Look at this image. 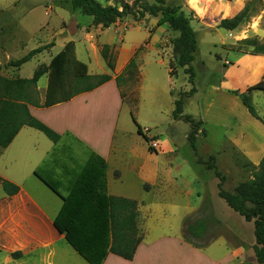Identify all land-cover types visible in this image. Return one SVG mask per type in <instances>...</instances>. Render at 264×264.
<instances>
[{
  "label": "crops",
  "instance_id": "1",
  "mask_svg": "<svg viewBox=\"0 0 264 264\" xmlns=\"http://www.w3.org/2000/svg\"><path fill=\"white\" fill-rule=\"evenodd\" d=\"M190 1L187 0L188 3ZM199 5L201 4H197V7ZM189 6L194 11V17L198 16L202 20L204 15L199 13L194 5L189 4ZM55 46L56 44H53L50 50ZM2 50L0 47V52ZM57 52H50L45 64ZM125 52L129 51L122 49L118 54L113 70H110L104 62V68L103 66L99 68V73H92L90 62L84 61L88 66L89 74L106 73L111 76L109 80L96 88L52 106H29L32 116L60 135L57 142H52L39 130L23 126L0 154V178L18 187L16 193L7 195L0 183L3 193L0 197V264H20L18 258L14 259L10 255L14 251L21 252L20 262L25 263L28 258L34 259L41 254L42 264H53L52 259L57 253V247L60 245L66 251L63 246L66 240L53 224L62 199L41 179L55 187L61 195H66L73 180L92 153L105 161L107 193L137 200L139 211L140 206L151 208L166 198L173 197L170 193L174 192L188 200L191 194L196 195L197 199L190 206L189 214L202 208L204 209L203 217L221 218L215 212L211 198L208 197L209 202H206L207 197L200 195L204 188H201L199 192L196 186L193 189L188 187L190 164L203 167L198 170L201 175L207 170L213 173L214 171L207 169L204 163L198 162V157L193 150L192 155L187 156L180 152L176 135L179 125L185 121L174 118L172 116L174 107H171L165 113L163 124L167 134L162 139L163 134L158 130V123L154 121L156 118L144 117L142 110L147 109L151 112L155 108L146 107L144 103L142 104V99L139 100L140 90L147 88V85L141 84L143 79H146V73L143 74L142 71L139 73V79L136 80V96H138L136 123L138 125L146 123L150 126L142 129L152 138L155 151L148 149L149 143L138 133L137 125L135 123L133 125L125 118L126 101L116 76L123 71L134 51H131L129 56H124ZM233 55V66L223 73L219 85H209L202 91L196 89L190 96L196 104V112L188 113L183 109V114L202 121L196 135L198 155L203 160L213 155L217 168L225 169L224 173L222 172L225 176L223 187L230 171L240 170L238 165L245 168L243 163L233 161L234 158L231 155L233 151L237 152L243 162L254 166L258 165L264 155V124L249 113L237 94L254 83H246L249 72L256 75L255 81L264 76V55L249 56L240 52H234ZM34 56L36 54L32 57ZM229 61L224 62L226 64ZM96 64L100 66L98 61ZM0 65L2 66V62ZM19 67L15 70L16 75H18ZM3 68L0 72L5 75ZM233 69L245 72L247 75L243 86H235V82L231 81ZM167 73V82L170 85L172 76L169 60ZM39 79L37 91L40 102H43L47 81L45 86L40 87ZM184 86L181 90L185 92L188 88ZM236 88H238L237 91ZM170 89L171 95H174V89ZM185 104L186 99H184L183 107ZM205 122L224 131L225 149L216 150L208 146L204 139L203 124ZM185 132L187 138L189 133L187 127ZM199 133L203 134L200 140L197 138ZM200 173H191L190 180L195 184L200 182ZM215 178L218 184L219 180L216 176ZM145 183L151 185L148 190L143 187ZM234 186L227 188L228 191H231ZM182 192L183 195H181ZM215 194L218 195V189ZM228 214L231 215V213ZM218 223L219 227L216 230L221 228V221ZM188 224L185 227L186 231ZM227 226L224 227L223 233L227 238L228 246L219 255L209 252V244L213 241L216 230L205 246H199L191 240V242L186 240L184 223H182L179 233L163 232L158 229H155L153 233L152 226H148L131 260L109 253L102 264H256L253 251L255 240L251 235L252 221L245 220L244 223L235 227ZM71 249L74 251L72 247Z\"/></svg>",
  "mask_w": 264,
  "mask_h": 264
},
{
  "label": "rangeland",
  "instance_id": "2",
  "mask_svg": "<svg viewBox=\"0 0 264 264\" xmlns=\"http://www.w3.org/2000/svg\"><path fill=\"white\" fill-rule=\"evenodd\" d=\"M97 1L102 5L114 3V0ZM126 1L131 3L133 0ZM146 1L150 3L180 4L185 10L191 9L189 6L191 4L194 5V8L199 13L204 15L202 20L197 16L193 17V21L191 22L196 32L198 45L194 60L191 63L194 71L193 84L187 80L188 76L183 72L182 68L175 65L172 56L171 39L177 33L169 29L161 15H146L139 20L127 15L117 19L109 27H103L102 25L93 24L90 16L82 14L79 10H73L67 0H0V47L3 49L0 52V62H2V66H0L4 67L3 73L7 76L11 74L12 76L16 75L15 70L18 67L7 65V63L15 61L29 52L36 51V56L23 63L18 71L20 77H31L39 64L47 62L50 52L55 53L57 50H61L63 44L70 40L74 41L76 57L78 56L77 58L83 62L88 60L92 73H99V68L102 66L104 68V60L100 55L104 44L109 45V49L114 53L115 58H117L122 49L129 51L125 52L124 56H129V53L134 51L131 57L134 56L138 62V74L140 71L143 74L146 73V79H143L141 84L147 85V88L140 90L139 100L142 99L141 102L146 107L152 106L155 108L151 112L147 109L142 110L143 115L144 117L156 118L154 121L156 124L158 123V130L163 134L161 138H165L167 134L163 124L165 113L171 107H174V101L178 98L179 93L184 92L181 90V87L184 88V85H186L187 91H189L194 86L195 91L196 89L202 91L209 85H219L223 73L233 66V54L237 51L232 48L236 45L237 40L253 36H257L260 40L264 39V0H191L189 3L187 0ZM247 1L251 4V15L244 23L234 30H226L219 26L220 19L235 15ZM197 4L201 5L197 7ZM53 44H56V46L50 50ZM251 55L260 56L264 54H249V56ZM168 60L171 64L170 68H172V81L170 85L167 82ZM225 60L230 61L225 64ZM97 61L100 66H97ZM131 70L129 68L128 71ZM128 71L122 72L119 82L124 94V100L126 101L124 116L130 123L135 125L138 113L136 105V98H138L136 96V74L130 79ZM246 76L245 72L233 69L230 78L232 82H235V86H243ZM255 80L256 75L249 72L246 83L254 82L249 87L261 80L264 81V76L260 77L257 81ZM46 81L47 76H42L39 79V86H45ZM249 87H245L242 92H245ZM170 88L174 89V95H171ZM194 92L189 96L183 97L186 99V104L183 107L185 112H196V104L194 99L190 97ZM249 95L256 115L264 122V92L253 90ZM139 126L141 128L150 127L146 123H140ZM186 127L189 132V124L185 122L181 123L176 135L178 148H180L182 155L185 156L192 155L191 146L185 137ZM203 129L206 132H204V139L209 147L216 150L225 149L226 144L222 129L208 122L203 124ZM41 136L45 138L44 135L41 134ZM202 136L203 134L199 133L198 140L203 138ZM143 143L146 145L145 142ZM3 149L0 147V154L4 151ZM231 155L234 158H232L233 161L236 163L243 162L237 152L233 151ZM190 166L189 172L192 174L194 172L199 174L198 170L203 168L192 164ZM238 166L240 170L230 171L227 174L224 189L228 190L227 188H231L248 176L246 168L243 169L240 165ZM218 168L224 173V168ZM191 173H188L190 181L187 182L188 187L193 189L196 186L199 192L201 188H204L200 192V195L207 197L206 202H209L208 197L211 198L214 204L213 208L221 218L203 217L204 209L202 208L189 214L191 211L190 206L197 199L196 195L191 194L188 200L184 197L181 198L180 194L178 196L174 192H171L170 195L173 197L166 198L164 201L151 206V208L140 206V229L145 233L146 228L152 226L151 231L153 233H155V229L163 232L179 233V228L184 223V232H186V224L201 219L206 224L202 235L197 237L189 233L187 234L194 244L205 246L214 236V231L219 227L218 222L221 221L220 230L215 231L213 241L209 244V252L213 255H219L228 246V243H226L227 238L223 233L224 227H228L227 225L235 227V225L238 226L242 222L244 223L245 220L215 194L217 191V181L211 170L204 171L202 175L200 173V182L196 184L190 180L192 177ZM150 186L148 183L143 185L147 190ZM2 194V190L0 189V197ZM181 195H183V192ZM251 235L254 239L253 229ZM63 246L66 251L59 245L57 253L52 259L53 264H87L66 242ZM44 251L46 252L47 250ZM19 259L20 264H42L41 254L40 256L37 255L34 259L28 258L25 263L20 262L21 260Z\"/></svg>",
  "mask_w": 264,
  "mask_h": 264
},
{
  "label": "trees",
  "instance_id": "3",
  "mask_svg": "<svg viewBox=\"0 0 264 264\" xmlns=\"http://www.w3.org/2000/svg\"><path fill=\"white\" fill-rule=\"evenodd\" d=\"M67 1L73 10H79L82 14L90 16L93 24L103 27H109L117 19L127 15L136 20L146 15H161L169 29L177 33L171 39L175 65L182 68L188 76V81L193 84L194 71L191 63L198 45L196 32L191 25L195 15L192 9L185 10L180 4L150 3L146 0H133L131 3L126 0H114L113 4L106 5H102L97 0ZM250 15L251 4L247 1L235 15L220 19L219 26L226 30H234ZM232 49L240 53L264 54V39L260 40L257 36L239 39ZM35 52H29L7 65L19 67L35 55ZM100 55L106 66L113 70L116 58L109 45L102 46ZM137 64L133 56L123 69L125 72L132 68L128 71L130 79L135 74L136 80L139 79ZM1 69L0 66V71ZM170 69L172 73V68ZM122 72L116 76L118 86ZM42 75L47 76V84L44 101L40 102L37 81ZM110 77L106 73L89 74L87 64L76 57L75 44L71 40L65 42L63 48L52 56L47 64L38 65L29 78L18 75L6 76L0 72V147H7L23 126L39 130L49 140L57 142L60 135L32 116L29 106L48 107L66 102L77 94L96 88ZM253 90L264 92V81L261 80L245 92L238 93V96L249 113L259 119L250 102L249 94ZM194 91L195 87L192 86L189 91L179 93L174 101L172 116L190 124L188 141L198 157V162L204 163L207 169H212L218 178V196L244 220L252 221L256 263L264 264V155L256 166L248 162H239L243 163L248 176L240 180L231 191L224 189L225 176L217 168L214 156L210 155L207 160H203L198 155L196 135L202 121L183 114V97L189 96ZM136 125L138 133L149 143L148 149L155 151L151 144L152 138L147 136L137 123ZM105 169L103 158L92 153L73 180L66 195H61L55 187L41 179L62 199V204L53 219L55 228L63 234L74 251L89 264H102L109 253L131 260L144 237L139 226L138 201L108 194ZM0 183L7 195H12L18 190L15 184L5 179L0 178ZM204 230V220L197 219L187 225L186 240L190 241L187 233L200 236ZM10 255L17 259L21 256V252L14 251Z\"/></svg>",
  "mask_w": 264,
  "mask_h": 264
},
{
  "label": "built area",
  "instance_id": "4",
  "mask_svg": "<svg viewBox=\"0 0 264 264\" xmlns=\"http://www.w3.org/2000/svg\"><path fill=\"white\" fill-rule=\"evenodd\" d=\"M151 144L153 145L152 141H151Z\"/></svg>",
  "mask_w": 264,
  "mask_h": 264
}]
</instances>
